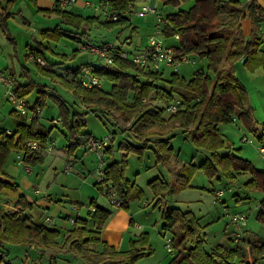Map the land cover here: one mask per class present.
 Returning a JSON list of instances; mask_svg holds the SVG:
<instances>
[{"label": "trees", "instance_id": "obj_1", "mask_svg": "<svg viewBox=\"0 0 264 264\" xmlns=\"http://www.w3.org/2000/svg\"><path fill=\"white\" fill-rule=\"evenodd\" d=\"M28 1L36 5L35 0ZM135 1L137 0H110V8L114 13H119L120 18L116 21L108 19L105 25L108 28L126 25L130 17L122 15L121 12L126 11ZM160 1L164 7L178 9L186 0ZM15 4L16 0H0V30L8 41L14 43L16 53L17 44L9 31L8 21L13 16L26 20L21 11L13 12ZM38 12L56 15L61 23L69 28L63 30L57 27L41 31L43 40L56 42L67 38L83 43L89 39V24L98 20L68 12L56 5L51 10L38 9ZM165 17L167 22L163 34L167 38L178 35L177 47L180 48V55L206 60L207 70L196 71L192 79L187 81L179 72L171 73L167 79L166 72L146 71L128 61L117 60L114 67L93 63L95 73L103 81L112 84L111 90L107 92L103 88L89 89L82 85L79 79L81 67L71 69L67 76H62L35 62L42 75L65 87L90 110L78 112L69 108L61 96L50 92L49 86L37 83L26 69L22 74L26 82L19 81L17 76L12 74L16 81V92L26 99L33 91H37L34 104H30L31 110L40 108L44 111L49 99L58 106L70 155L78 148L86 147L90 137H93L86 129L85 117L89 113H117V117L103 118L108 121L113 119V122H117L114 125L117 126L118 121L122 120L129 126L124 132H130L138 144H128L126 150L137 154L140 159L144 152L152 150L156 164L172 172L177 168L171 163L175 151L170 141L174 138L175 131L182 130L196 149L209 152L211 158L199 167L187 164L179 167L180 176L177 183L171 184L160 178L148 183L155 198H158L157 206L163 221V231L172 233L175 254L168 264H260L264 258V239H244L242 244H235L230 233L227 235L229 244H218L207 250L201 239L203 230L199 220L191 211L168 206L166 197L189 188L194 173L199 169L205 171L210 178L221 173L233 182L239 175L250 174L252 179L246 183V187L251 191H262L264 195V171L257 170L249 161L241 158L238 151L233 149L219 131L221 125L230 124L238 118L248 130L255 132L256 122L252 107L247 90L237 76V65L246 58L243 64L249 71L264 69V51L261 49L264 44V35L261 33L264 9L255 0L246 6L242 5L240 0H194L190 10H179ZM246 19L250 20L252 26L249 38L243 31L242 23ZM33 41L39 48L28 45V54L35 53L37 57L43 58L45 50H51L36 39ZM75 53L77 51L73 52ZM62 58L66 56L63 55ZM166 98L181 101V109L175 114H169L163 106L157 104L163 103ZM165 113L170 115L167 119L164 117ZM12 117L15 126L13 135L6 136L4 142H0V173L4 172L10 154L17 147V136L20 142L33 140L46 143L53 131L43 125L40 116L29 123L25 117L17 115L13 110ZM111 137L113 141L115 136L112 134ZM152 137L158 138L153 142ZM260 139H264V134ZM110 149L108 147L106 153H109ZM223 151L227 152L223 154ZM24 160L26 164L35 166L43 162L44 155L25 156ZM106 162L105 159V181L97 185L102 189L105 187L107 195L110 187L114 188L121 202L119 207L128 211L130 202L140 199L143 191L127 178V161L112 162L108 165ZM3 187L15 189L17 186L0 181V188ZM94 207V226L90 228L87 220L76 219L74 229L62 239L60 230L45 223L36 224L24 214V209L19 213L0 210V264H13L9 246L21 244L35 245L42 253L50 256L71 254L80 257L87 264H137L142 258L152 254L153 249L147 233L133 241L128 251H117L103 243L101 229L112 212L101 206ZM258 219L264 222V196ZM102 243L105 245L102 252L92 251L88 247Z\"/></svg>", "mask_w": 264, "mask_h": 264}, {"label": "rangeland", "instance_id": "obj_2", "mask_svg": "<svg viewBox=\"0 0 264 264\" xmlns=\"http://www.w3.org/2000/svg\"><path fill=\"white\" fill-rule=\"evenodd\" d=\"M247 1L248 0H240L242 5H245ZM86 3L92 4L93 7L88 9L82 8L84 9L82 12L86 15L85 18L94 17L98 20L89 24V28L87 29L89 42L84 41L85 43L99 46L101 42L106 41L114 43L116 41H123L132 35V30L127 28L124 29L123 26L108 28L105 25L108 21L105 14H103L100 9L95 10V7L100 6L101 0H78L75 5L84 7ZM145 3H151L153 5L158 4L159 9L165 11L166 14H168L171 10L167 9L171 7H164L160 0H137L134 2L136 9L131 15V19L133 27H137V33L135 36L133 35V44L129 47V49L133 52L138 50V47L144 48L149 43L150 37L156 32V24L158 23L156 16L148 15L141 18L137 15L136 11H138L142 4ZM183 3H181V5ZM31 9H34V6L29 1L21 0L18 2L16 0L13 12L17 13L22 11L24 19L26 18L31 22V25L36 33L33 35L32 33L25 31L23 34L22 32H24V30L22 29L24 28L22 23L24 21L19 16H16L14 19L11 18L12 20L9 19V31L11 32L12 37H15L18 40L20 50L17 46V52L15 53L16 48H14V44L8 41L7 38L0 32V56L6 63L8 61L11 66L14 60V64L16 65L17 57L21 56V61L26 62L28 68L30 69V76L32 79H34L37 83L49 86L50 92L57 93L61 96L63 100L67 102L69 108L78 112H83L85 110L89 111L90 108L83 104L80 99L75 97L73 93L66 90L65 87L59 83L52 82L48 77L45 78V76L38 71L35 60H31L30 62L26 61L25 42H32L34 37H36L37 40L42 41L41 34L37 30L39 27H53L55 20L53 22L51 20L57 18L56 15H52L55 17L51 18L48 16H45L46 18H44L42 13H39L41 17H35L36 12L33 13ZM10 20L11 23H9ZM262 28V32L264 33V24ZM158 37L164 40L166 44H177L175 39L167 38L163 33H161ZM50 42L53 49H57L59 52L70 57L69 61L71 62V65H79L88 60V58L84 56L86 54L91 56L89 61H92L93 57H95L81 48V50L77 51L76 55L78 56L80 53H82V55L80 57H76L73 52L78 46L77 42L67 41V46L65 42H52L51 40ZM80 45H82V43ZM262 48L264 49V45ZM45 53L47 60L44 59V57L42 59L48 64L47 68L57 67L58 65L51 64V52L49 50H45ZM30 55L32 56L35 54L32 53ZM5 68H7L6 65L0 67V70L5 72L6 77H12L14 80V77L8 73L13 70ZM14 68L16 70L17 66ZM201 69L207 70L206 60L196 59L195 63H193V61H189L181 63L178 66L180 76L184 77L187 81L192 79L196 71ZM174 71V69H168L165 77L168 79L170 74ZM64 75H66V72H64ZM237 75L247 90L249 103L252 107L253 118L261 128L264 125V69L259 68L252 72L249 71L242 62H240L237 67ZM212 78L214 79L213 75ZM18 80L21 81V77H18ZM14 84L16 86V81ZM102 85L103 90L107 92H109L112 88V84L108 81H103ZM36 98L37 91H33V93L26 98V101H29L32 105L34 104ZM157 104L162 106V103ZM13 110L14 105L7 96V89L0 84V122L5 127L12 129L14 128L12 117ZM59 116L60 112L58 106L51 99H49L47 106L41 113V121L46 128L49 129L53 125V119H57ZM169 116L170 115L167 113L164 115V117ZM103 117H117V113H114L113 115H110L109 113L103 115L100 112L96 114L89 113L85 117L87 132H91L93 137L99 139L112 136L113 132H116V139L113 142L114 152L110 154L108 153V157L111 159L108 164L112 162H122L123 160L127 161L125 171L127 178L143 191L140 199H135L130 202L128 211L122 208L127 212L136 214V221L145 227V232L150 233L149 242L152 244L151 247L153 252L151 255H147L142 258L139 261V264H168L175 253H169L166 247L167 238L172 236V233L163 231V221L160 209L154 199L155 196L152 190L148 186V182L155 178H166L169 183L173 184L175 182L174 174L162 165L156 164L155 155L151 150L144 152L142 159H140L137 154L128 152L124 147L120 149L119 144L122 139L135 141L131 135L125 136L127 134L121 132V128L127 129L129 126L120 120L118 121V126L120 127H117V125H114L113 119L108 121ZM104 121L106 122V125L104 124ZM57 124H61V122ZM220 127L224 134L227 135L226 138L229 140L228 142L234 146L243 158L247 159L257 170H264V154L260 151L262 144H264V139L262 141L259 138L258 133L248 130V128L239 119L230 124H223ZM62 130L64 131L63 127ZM52 132L53 138L56 139L55 143L57 153L58 151H61L62 154H48L42 163L35 166L25 163L22 168L31 167L34 170V174L31 176L33 179H36L40 191L43 194L47 193L50 195L49 197H51V200L54 203V208L48 212V216L50 218H54L55 216L57 217L56 219L54 218L55 225L61 227L59 222L57 223L59 220L57 215L58 212H56L57 209L71 208L75 205L78 207L79 202H81V213H77V211L73 209H69V211L72 212V217L77 218L80 216V219L87 220L89 226L93 227V215H89L86 209L90 206V204H93L91 201L92 198L100 196L102 190L106 196L107 191L105 187L101 190L100 186L97 185L100 180L99 159L94 153L86 155L83 148H78L72 155L68 154V148L66 145L67 140L64 135L57 127H55ZM244 136L247 137L249 142L244 141ZM173 146L176 152L179 153V160L181 162L187 163V165H195L199 167L200 164L198 163L201 162L204 154L199 153L196 150V147L190 138H186L183 134H179L173 139ZM126 153L129 155L124 156ZM64 154L67 158L69 157L73 161L77 160L76 164L70 162L69 159L63 156ZM14 158L17 164L16 153L13 151L6 162L7 165H11ZM105 159L108 160L107 158ZM67 170H70V173L67 172ZM251 179L252 176L250 174H243L237 176L236 180L233 182L221 173H219L216 177L210 178L205 171L199 169L194 173L189 188L178 194L167 196L166 201H168L170 205L180 207L182 211H191L195 215L202 227L203 231L201 239H203L205 249L207 250L212 249L218 244H229L227 235L232 233L234 230L230 219L231 216L237 213H245L247 215V227L245 231L246 241H252L253 239L258 238L264 239V222L258 219V212L264 195L262 191H251L246 187V183ZM215 190H222L224 191V194L217 198ZM108 203L111 205L110 200H108ZM24 252L25 251L21 250L17 246H11L10 259L13 261V264H28L26 263V255ZM59 262L60 264H82L80 259L74 258L71 259L69 263L61 260H59Z\"/></svg>", "mask_w": 264, "mask_h": 264}, {"label": "crops", "instance_id": "obj_3", "mask_svg": "<svg viewBox=\"0 0 264 264\" xmlns=\"http://www.w3.org/2000/svg\"><path fill=\"white\" fill-rule=\"evenodd\" d=\"M17 1L19 2L21 0H17ZM35 1H36V5H33L29 1L34 6V9H31V11L33 13L36 12L35 17H39V16L41 17V15L38 12V9H43V10L44 9L45 10L49 9V10H51V9L55 8L53 0H35ZM252 1L253 0H248L247 3L245 4V6L248 5ZM255 1L257 2L258 5H260L264 9V0H255ZM193 5H194V0H188L185 3H183L178 9L167 8L169 10L171 9L168 14L175 13V12H177L179 10L188 11V10H190L193 7ZM92 7L93 6L91 4L86 3L84 5V7L83 6L81 7L79 5H72L70 7H67L66 9H63V10H66L68 12H72L74 14H79V15H82L83 17H86V15L84 14V12H82V10L88 9V8H92ZM82 8H84V9H82ZM99 9H100V11L103 14H105L107 19H109L108 15L110 13L112 14V12H113L112 8H110V6L106 7L103 4H100ZM161 12H162V14L164 16L168 15L163 10H161ZM22 14H23V12H22ZM43 16H44V18H46L45 16H48L49 18L55 17V16L47 15V14H43ZM15 17L16 16H13L12 18L14 19ZM23 17H24V15H23ZM11 20H10L9 23H11ZM25 20L26 21H24L22 23V26L24 28V29H22V30H24V32H22V33L24 34L25 31H26V32H30V33H32L34 35L36 32L33 29L32 25H31V22L28 19H26V18H25ZM54 20H55V24L53 26L54 28L53 27H46V28H40L39 27V29L37 31L39 33H41V31H43V30H53V29H55L57 27L58 28H62L63 30L69 29L68 27L63 26L61 24V20L58 17L56 19H52L51 21L53 22ZM132 24H133L132 23V19L130 17V19L128 20L127 24L124 25L123 27H124V29L127 28V29L132 30V35L127 37V38H129V39H131L133 41V38H134V36L137 33V27H133ZM242 24H243L244 34H245V36L247 38H249L250 35H251V30H252L251 22H250L249 19H246V20L243 21ZM263 24H264V22L261 24V33L264 35V33L262 32L263 31L262 30L263 29L262 28ZM158 26H159V24L157 23L156 24V28ZM0 32H1V30H0ZM1 34H3V33L1 32ZM34 39L37 40L36 37H34ZM172 39H175V41L177 42V44H175V45L173 44V46H178L179 45V40L176 39L175 37H172ZM14 40H15V42H16L19 50H20V47L18 45V40L15 37H14ZM41 40L42 41H39V40H37V41L41 42L44 47H48V48L51 49L50 50L51 54H52L51 55L52 56V63L51 64L52 65L53 64L54 65H58L57 67H53V68H47L48 66H44V67L54 71L55 73H57L59 75L67 76L70 73L71 69L72 70L73 69H77V68H80V67H82V66H84L86 64L94 62V59L92 61H89V58H91V56L86 54L84 56H86L88 58V60H86L85 62H83V63H81L79 65H71L70 64L71 62L69 61L70 57L65 55L66 58H62V56L64 54L59 52L57 49H53L50 40H43L42 38H41ZM67 41L71 42L72 40H69L67 38H62L60 40V42H62V43L65 42L66 46H67ZM84 41H88L89 42V40H84ZM105 42H101V44L105 43ZM25 43H26L25 44L26 47L28 45H30V46L34 47L35 49L37 47L39 48V46L37 44H35V42H33V41L32 42H28L27 41ZM83 43H85V42H83ZM80 44L81 43H77L78 46L76 47V49H74V52L79 50ZM263 45H262V47H263ZM262 47H261V49L264 51V49ZM30 54H32V53L28 54L27 48H26V52H25L26 61L30 62L32 60ZM76 54L77 53H75V55ZM81 55H82V53H80L78 56L76 55V57H80ZM20 58H21V56H18L17 57V63L15 62L16 65L14 64V61H15L14 60L12 62V66H11V64L8 61L6 63L3 60V58L0 56V67L6 65L7 68H5V69H9V70L12 69L13 70L12 72H8L11 76H13L12 74H14V75L17 76V78L21 77V79H22L21 82H26V79L22 78V74L24 73V69L28 70L29 72H30V69L28 68L27 63L21 61ZM44 59H46V53H44ZM72 59H74V58H72ZM75 59H77V58H75ZM67 61H69V62H67ZM14 65L17 66L16 70L14 68L15 67ZM237 67H238V65H237ZM64 72H66V75H64ZM0 74H5V72L0 70ZM27 102L30 104L29 101H27ZM165 118L167 119L168 117H165ZM237 119L238 118H235L234 121H236ZM104 124L106 125L105 121H104ZM115 124H117V122ZM1 126L3 128H7V129H11V130L15 129V126L12 129V128L5 127L2 123H1ZM55 127H57L60 130V132L64 135V131L62 130L61 124H55L53 122V125H52L51 128L54 129ZM117 127H120V126H117ZM51 128H49V129H51ZM219 131L222 134L223 138L228 142L229 140L226 138L227 135L224 134V132L221 129V127L219 128ZM121 132L124 133V134H127L125 136H128V135L132 136V134L130 132H128V131L124 132V128H121ZM89 133L91 134V136H93L91 132H89ZM114 133H116V132H113V135H114ZM255 133H258L259 138H260L264 134V125L260 128L258 126L257 122H256ZM55 134H58V133H55ZM179 134H183L187 138V136H186L187 134L183 133L182 130L175 131L174 134H173L174 138L176 136H178ZM114 136H115V138H113L114 140L111 142V144L109 146L111 148L109 154L114 152V149H113L114 148L113 147L114 143L113 142L116 139V134ZM157 138L158 137H152L151 141L154 142V141H156ZM244 138H247V137L244 136ZM173 139L170 141V143H171V146L173 147L175 153H174L173 158L171 159V163H172V165L174 167L177 168L174 171H172L173 174H174V179H175L174 183H177V182H179V176H180L178 168L181 167L182 165L187 164V163H183V162H181L179 160L180 159V155H179L178 152H176V150H175V148L173 146ZM50 140L56 142V139L53 138V132L50 135ZM262 141H263V139H262ZM128 144L129 145H132V144L134 145V144H138V143H137L136 139H135V141H131L130 139H122V141L119 144V148L122 145V147L124 146V148L126 149ZM66 145L68 146V142H67ZM82 148L84 150V153L86 155H89V152H87L86 147H82ZM120 149H122V148H120ZM233 149H235L234 146H233ZM196 150L199 153L204 154V156L202 157L201 162L198 163V164H201L204 161H206L208 158H211V154L208 153L207 151L199 150V149H196ZM262 150H264V144H262V146L260 148L261 153L264 154V152H262ZM106 151H105V154H106L105 157L108 159L109 157H108V153H106ZM226 152L227 151H223L222 153L225 154ZM48 154L49 155H51V154L52 155H54V154H60L61 155L62 153H61V151H58V153H57L56 146H55V149L52 152L45 154L44 158H46L47 157L46 155H48ZM128 155L129 154L126 153L124 156H128ZM238 155L241 158H243L240 154H238ZM63 156L66 157L65 154ZM67 159H69L70 162H73L75 164L77 162V160L73 161L69 157ZM243 159H245V158H243ZM110 160H111L110 158L108 160H106L107 161L106 162L107 165H108ZM245 160H247V159H245ZM260 171H264V170H260ZM32 174H34V170L31 167L30 168H25V167L22 168L21 166L16 164L15 158L13 159L11 165H7V163H6V165L4 167V172L0 173V181L7 182L10 185H15L17 187L15 189H12L10 187L0 188V210H3L4 212H8L9 213L11 211L12 207L18 206V207H21L22 209H24V214L29 216L32 219V221H34L36 224H44L45 223V217L48 216V212L51 211L52 208H54V203L52 202L51 197H49L50 195H48L47 193L43 194L40 191V189L38 187V183L36 182V179H33V177L31 176ZM162 179L166 180V178H162ZM101 190H102V188H101ZM215 191L217 192V190H215ZM154 199L157 202L158 198H154ZM21 200L24 203L21 202ZM108 200H110L109 196L107 195V193H106V196H105L104 191L102 190L100 196H97L96 198L94 197V198L91 199L93 204H90V206H88V208L86 209L87 213L89 215H92L93 212L91 211V207H94V206H101V207L106 208V209H108V210H110L112 212V215L110 216V218L107 220V222L105 223V225L101 229V239H102L103 243H105L109 247H112V248L116 249L117 251H128L130 249V247H131V243L133 241H137L142 234H146L147 233L149 235V239H150V233L149 232H145V227L142 226L139 222L136 221V218H135L136 214L131 213V212H127V211L123 210L120 207L111 206V205H109ZM80 203L81 202H79L78 207L75 205L77 208H74L72 206L71 208L68 207V208H62L60 210L57 209L56 212H58L57 215H58V219H59V220L57 219L58 220L57 223L59 222V225H61V227L58 226V225H55V224H54V227L57 228L58 230H60L61 235H62L61 239L64 236H66L72 229H74L75 223H76V219H80L81 218L80 216H78L77 218L72 217L73 214H72V212L69 211V209L70 210L73 209V210L77 211V213H81ZM166 203H167L168 206L177 207V206H174V205H170L168 203V201H166ZM24 205H26L28 207H25ZM177 208H180V207H177ZM54 218L56 219L57 217L55 216ZM73 220H74V222H73ZM90 228H92V227H90ZM168 238H172V236H170ZM103 243L99 244V245H89L88 247L92 251L102 252V250L105 248V245ZM150 245H152V244H150ZM11 246L19 247L21 250L25 251L24 253H25L26 256H31L34 259H37V260H39V261H41L43 263L60 264L59 260L64 261L66 263H69L71 261V259L74 258V259H80L82 261V264H87L80 257H75V256H73L71 254L59 255V256H56V257L55 256H50L49 254H44V253L41 252V250H39V248L37 246L32 245V244H21V245H11ZM11 246H9V247L11 248ZM174 252H175V250L172 253H174ZM169 253H171V252H169ZM174 254H173V256H174ZM58 258H59V260H58ZM26 263H28V262L26 261ZM137 264H139V262Z\"/></svg>", "mask_w": 264, "mask_h": 264}, {"label": "built area", "instance_id": "obj_4", "mask_svg": "<svg viewBox=\"0 0 264 264\" xmlns=\"http://www.w3.org/2000/svg\"><path fill=\"white\" fill-rule=\"evenodd\" d=\"M54 5L61 9H66L72 5H75L78 0H53ZM110 0H101V4L106 7L109 6ZM90 4V3H89ZM92 5V4H91ZM93 6V5H92ZM135 4L131 3L128 9L124 12H121L122 15L131 17V15L135 11ZM95 10H99V7H95ZM137 12V15L141 18H144L148 15H154L157 18V22L159 26L156 28V32L149 39V43L144 48H137L134 52L129 49V47L133 44V41L129 38L124 39L123 41H116L114 43L105 42L100 44L99 46H95L93 44L82 43L79 49L86 50L90 54L94 55V62L86 64L81 67L79 71V79H81L82 85L91 89V88H103L102 82L103 80L95 73V64L103 65L105 67H114L117 60L128 61L136 65L137 67L154 72V73H164L168 69H174L173 73L178 72V66L184 62H192L195 63L196 59L194 56H181L180 48L177 46L166 44L164 40L160 39L158 36L163 33V28L166 21V17L162 14L159 9L158 4L145 3L142 4L140 9ZM109 19L114 21L120 18L119 13H110L108 15ZM176 39L179 40V36H175ZM80 49V50H81ZM32 60L40 63L43 66H47L45 60L40 57H36L35 55L31 56ZM15 80L12 77H6L5 74H0V84H2L7 89V96L9 100L14 105V111L17 115L23 116L26 118L27 122H31L33 119L41 116V109L38 108L36 110L30 109V104L26 101V99L21 98L17 92L14 84ZM162 106L166 109L169 114H175L181 109V101L179 100H170L168 98L163 100ZM55 124L60 123L61 119H54ZM13 135V130L11 129H3L0 123V142H4L6 136ZM245 142H249L247 138H244ZM112 142V137H105L103 139L90 137L86 150L89 153H94L97 155L100 166H99V175L100 180L98 183H102L105 181L104 175V159H105V151L110 146ZM17 147L13 150L16 153L17 164L21 167L25 164V156L32 155H45L47 153L52 152L55 149L56 143L54 141L49 140L46 143H42L40 141L29 140L26 142H20L19 137H16ZM264 152V150H262ZM28 168V167H25ZM70 173V170H67ZM224 194V191L219 190L216 192V196L221 197ZM109 199L110 203L113 206L119 207L121 202L118 196L117 191L114 188L109 189ZM74 208H77L74 206ZM23 209L21 207L15 206L12 207L10 213H19ZM91 211H95V207H91ZM74 222V220H73ZM230 222L234 227L232 231V238L235 244H242L245 239V231L247 227V215L245 213H237L231 216ZM45 223L48 226H54L55 219L47 216L45 218ZM166 247L169 252H173L172 238H168L166 242ZM26 261L28 264H51V263H43L37 259H34L31 256H26ZM260 264H264V258L260 262Z\"/></svg>", "mask_w": 264, "mask_h": 264}, {"label": "water", "instance_id": "obj_5", "mask_svg": "<svg viewBox=\"0 0 264 264\" xmlns=\"http://www.w3.org/2000/svg\"><path fill=\"white\" fill-rule=\"evenodd\" d=\"M246 61V58H244L243 60H242V63H244Z\"/></svg>", "mask_w": 264, "mask_h": 264}, {"label": "bare ground", "instance_id": "obj_6", "mask_svg": "<svg viewBox=\"0 0 264 264\" xmlns=\"http://www.w3.org/2000/svg\"><path fill=\"white\" fill-rule=\"evenodd\" d=\"M104 166H105V159H104Z\"/></svg>", "mask_w": 264, "mask_h": 264}]
</instances>
